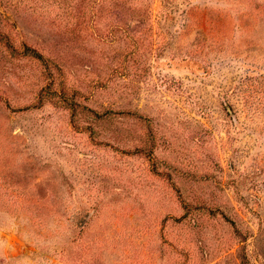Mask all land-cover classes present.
Masks as SVG:
<instances>
[{
    "label": "rangeland",
    "instance_id": "obj_1",
    "mask_svg": "<svg viewBox=\"0 0 264 264\" xmlns=\"http://www.w3.org/2000/svg\"><path fill=\"white\" fill-rule=\"evenodd\" d=\"M0 264H264V0H0Z\"/></svg>",
    "mask_w": 264,
    "mask_h": 264
},
{
    "label": "trees",
    "instance_id": "obj_2",
    "mask_svg": "<svg viewBox=\"0 0 264 264\" xmlns=\"http://www.w3.org/2000/svg\"><path fill=\"white\" fill-rule=\"evenodd\" d=\"M25 51H30V52H32V53H34V54H35V51H33V50H30V49H28V48H25Z\"/></svg>",
    "mask_w": 264,
    "mask_h": 264
}]
</instances>
